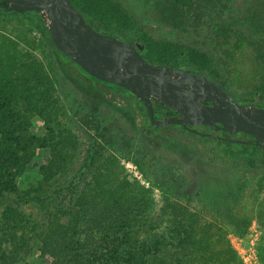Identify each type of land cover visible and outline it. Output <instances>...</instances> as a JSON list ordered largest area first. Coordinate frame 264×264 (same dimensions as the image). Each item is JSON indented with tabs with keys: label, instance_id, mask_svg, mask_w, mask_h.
<instances>
[{
	"label": "rangeland",
	"instance_id": "374dc122",
	"mask_svg": "<svg viewBox=\"0 0 264 264\" xmlns=\"http://www.w3.org/2000/svg\"><path fill=\"white\" fill-rule=\"evenodd\" d=\"M73 1L103 32L144 44L142 53L152 62L197 71L239 102H264V0H198L201 14L184 28L167 18L168 0ZM24 22L0 9V33L21 53L31 51L43 67L53 68L52 109L32 124L44 137L54 122L72 143L70 168L57 176L56 198L72 199L74 187L89 181L93 169L111 181L125 178L148 191L153 203L148 218L161 221L157 231L172 228L179 208L200 216L209 229L210 264H264V151L175 124H149L131 92L91 79ZM50 154L48 146L35 151L29 171L17 179L20 189L41 179L38 168L48 164ZM20 210L27 220L39 219L33 203ZM37 255L34 247L20 264H44Z\"/></svg>",
	"mask_w": 264,
	"mask_h": 264
},
{
	"label": "trees",
	"instance_id": "16d2710c",
	"mask_svg": "<svg viewBox=\"0 0 264 264\" xmlns=\"http://www.w3.org/2000/svg\"><path fill=\"white\" fill-rule=\"evenodd\" d=\"M71 2L94 29L128 41L119 34L103 32ZM0 4L5 1L0 0ZM164 4L167 18L180 28L201 14L198 0H168ZM0 9L17 14L38 33L44 45L53 46L36 12ZM142 50L143 57L152 62ZM170 60L179 62L175 57ZM52 73V67H43L31 51L21 53L8 36L0 33V264H20L34 247L44 264H210L205 258L212 250L207 242L209 229L200 223V216L185 215L179 208L172 228L157 231L156 224L161 221L152 219L151 226L148 214L153 203L148 191L136 182L125 178L111 181L93 169L88 173L89 181L74 187L72 199L56 198L60 188L57 176L70 168L68 149H72V143L57 131L54 122L47 124L44 137L32 124V118L48 116L52 109ZM255 105L264 107V102ZM44 146L50 147L51 154L48 164L38 168L41 179L20 189L17 179L29 171L31 157ZM27 203L38 206V220H27L20 210Z\"/></svg>",
	"mask_w": 264,
	"mask_h": 264
},
{
	"label": "water",
	"instance_id": "95a60500",
	"mask_svg": "<svg viewBox=\"0 0 264 264\" xmlns=\"http://www.w3.org/2000/svg\"><path fill=\"white\" fill-rule=\"evenodd\" d=\"M7 11L36 12L52 45L87 76L131 92L143 106L149 124L180 125L204 137L256 145L264 150V107L242 103L207 76L143 57V45L103 34L84 19L71 0H4ZM152 102L176 114L155 118ZM208 126L214 131H199ZM242 133L249 137L233 135Z\"/></svg>",
	"mask_w": 264,
	"mask_h": 264
},
{
	"label": "flooded vegetation",
	"instance_id": "af4514ba",
	"mask_svg": "<svg viewBox=\"0 0 264 264\" xmlns=\"http://www.w3.org/2000/svg\"><path fill=\"white\" fill-rule=\"evenodd\" d=\"M105 84H109V83H106V82H103ZM109 85H113V84H109ZM113 86H116V85H113ZM118 87V86H116ZM118 88H121V87H118ZM121 89H124V88H121ZM126 90V89H125ZM138 100V99H137ZM138 102L140 103V101L138 100ZM141 105V103H140ZM152 105H153V108L156 110V113H155V118H160L163 114H176L174 111L170 110L169 108H167L166 106L162 105V104H158L157 102H152ZM142 106V105H141ZM258 106V105H257ZM143 108V106H142ZM144 110V108H143ZM145 111V110H144ZM171 111V113L169 112ZM146 113V112H145ZM149 122V121H148ZM180 126V125H179ZM183 130H186L188 131L186 128H184L183 126H180ZM200 126H196L195 128H199ZM202 127H208V126H202ZM209 128V131H217L219 133H222L224 135H221V136H231V135H228L227 133H225L224 131H221V130H214L212 129L211 127H208ZM238 135H242V136H245V137H249V136H246L242 133H237L233 136L237 137ZM232 137V136H231Z\"/></svg>",
	"mask_w": 264,
	"mask_h": 264
}]
</instances>
